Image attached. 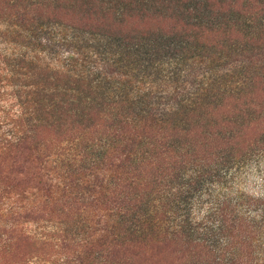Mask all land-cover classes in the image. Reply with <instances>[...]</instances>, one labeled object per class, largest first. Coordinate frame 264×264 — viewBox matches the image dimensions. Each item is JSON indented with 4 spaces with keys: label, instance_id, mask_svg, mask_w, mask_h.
<instances>
[{
    "label": "trees",
    "instance_id": "1",
    "mask_svg": "<svg viewBox=\"0 0 264 264\" xmlns=\"http://www.w3.org/2000/svg\"><path fill=\"white\" fill-rule=\"evenodd\" d=\"M261 154L264 0H0L6 264H264Z\"/></svg>",
    "mask_w": 264,
    "mask_h": 264
},
{
    "label": "rangeland",
    "instance_id": "2",
    "mask_svg": "<svg viewBox=\"0 0 264 264\" xmlns=\"http://www.w3.org/2000/svg\"><path fill=\"white\" fill-rule=\"evenodd\" d=\"M235 181H229L228 187H213L212 194L214 198L219 196L232 195L236 196L237 193H249L255 196H261L264 194V154L253 158L246 166L242 167L236 175ZM232 182V183H231ZM26 206L25 203L20 201H10L0 203V264H6L7 261L2 259L11 250V240L9 233L11 230L17 228L24 233L32 237L33 239L40 240L41 236L46 233L47 223L45 221H31L23 222L17 220L16 225H13V219H9V216L15 215L14 213L20 212ZM30 207V206H29ZM4 215V217L2 216ZM13 214V215H12ZM15 215V217H16ZM49 217H55L49 215ZM11 218V217H10ZM22 249L24 251H31L35 249V245L32 243H22ZM39 249V247H37ZM166 252L168 250L166 249ZM52 256H46L43 258L30 259L25 264H56ZM48 260V261H47ZM49 262V263H48Z\"/></svg>",
    "mask_w": 264,
    "mask_h": 264
}]
</instances>
